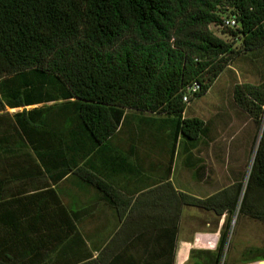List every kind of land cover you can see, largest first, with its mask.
<instances>
[{
	"label": "trees",
	"instance_id": "trees-1",
	"mask_svg": "<svg viewBox=\"0 0 264 264\" xmlns=\"http://www.w3.org/2000/svg\"><path fill=\"white\" fill-rule=\"evenodd\" d=\"M228 18L230 42L209 30ZM261 48L264 0H0V169L21 153L52 183L74 175L126 112L163 116L158 136L173 149L177 139L194 146L206 127L183 117L187 88L196 87L190 101L200 97L233 57ZM232 99L262 119L264 83L235 85ZM30 106L38 107L4 112ZM231 189L178 195L180 215L188 207L224 216L208 264H217L236 210L239 189ZM255 195H264V123L236 214L264 223Z\"/></svg>",
	"mask_w": 264,
	"mask_h": 264
},
{
	"label": "crops",
	"instance_id": "crops-1",
	"mask_svg": "<svg viewBox=\"0 0 264 264\" xmlns=\"http://www.w3.org/2000/svg\"><path fill=\"white\" fill-rule=\"evenodd\" d=\"M157 119L126 112L115 135L55 183L32 154L13 155L0 173V264H205L222 223L180 237L172 162L181 142L173 149L158 136Z\"/></svg>",
	"mask_w": 264,
	"mask_h": 264
},
{
	"label": "rangeland",
	"instance_id": "rangeland-1",
	"mask_svg": "<svg viewBox=\"0 0 264 264\" xmlns=\"http://www.w3.org/2000/svg\"><path fill=\"white\" fill-rule=\"evenodd\" d=\"M209 30L218 38L230 42L222 34L225 28L209 26ZM260 83H264V48L233 57L205 94L191 101L189 96L183 113L184 118L201 120L206 133L193 142L194 146L180 140V147L175 148L176 155L172 162L174 184L179 186L181 193L196 198H205L227 188H232V191L239 189L236 210L217 264H264V260L256 258L264 254V223L246 216H236L263 127L264 107L262 119L257 121L238 108L232 99L235 85L256 86ZM34 107L38 106L6 107L4 112L11 115ZM183 146H188L191 153H184L181 149ZM1 172L4 170L0 169ZM251 203L264 210V195H255ZM181 216L180 237L184 238L192 237L193 230H201L200 227L206 224L204 231L212 233L218 221L223 223L224 220V216L218 218L211 212L188 207L181 209ZM181 246L180 251L185 247ZM210 254L213 256L214 251ZM193 260L188 264H193ZM252 260L257 261L248 262ZM205 264H208L206 260Z\"/></svg>",
	"mask_w": 264,
	"mask_h": 264
},
{
	"label": "built area",
	"instance_id": "built-area-1",
	"mask_svg": "<svg viewBox=\"0 0 264 264\" xmlns=\"http://www.w3.org/2000/svg\"><path fill=\"white\" fill-rule=\"evenodd\" d=\"M220 27H224V28H229V29H233L235 27V22L233 19L228 18V19H223L221 26ZM196 87H190L187 88L185 94H183L182 96V102L187 105L189 102V96L191 97L193 93H195Z\"/></svg>",
	"mask_w": 264,
	"mask_h": 264
}]
</instances>
